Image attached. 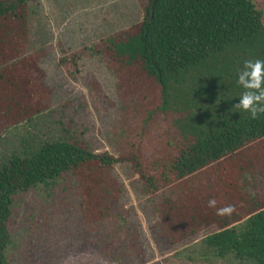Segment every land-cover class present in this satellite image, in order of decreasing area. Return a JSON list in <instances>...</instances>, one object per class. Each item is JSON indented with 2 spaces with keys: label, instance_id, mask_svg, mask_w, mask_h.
Listing matches in <instances>:
<instances>
[{
  "label": "trees",
  "instance_id": "16d2710c",
  "mask_svg": "<svg viewBox=\"0 0 264 264\" xmlns=\"http://www.w3.org/2000/svg\"><path fill=\"white\" fill-rule=\"evenodd\" d=\"M151 2L140 21L91 46L127 88L149 99L141 128L122 135L116 154L95 153L76 138L45 139L11 153L0 164V264H10L15 195L51 187L68 174L85 193L82 203L93 202L108 194L107 172L122 162L141 192L159 200L152 202L162 231L186 239L181 245L193 242L195 258L264 264V198L245 188L249 172H241L237 158L243 149H264V114L251 119L235 107L244 61L264 60V12L254 0H154L150 13ZM28 17L26 0H0V130L44 110ZM161 114L166 120L157 124ZM209 199L216 208L207 206ZM228 205L234 211L217 214ZM97 211L108 216L105 207Z\"/></svg>",
  "mask_w": 264,
  "mask_h": 264
},
{
  "label": "rangeland",
  "instance_id": "374dc122",
  "mask_svg": "<svg viewBox=\"0 0 264 264\" xmlns=\"http://www.w3.org/2000/svg\"><path fill=\"white\" fill-rule=\"evenodd\" d=\"M254 1L264 12V0ZM145 2L26 0L29 50L39 54L35 81L46 88L44 110L0 130V164L11 153L36 147L45 139L76 138L95 153L116 154L122 135L141 128L143 122L138 118L143 116L149 99L138 90L127 88L126 81L118 79L105 67L101 57L92 53L91 46L108 34L140 21ZM160 118L157 124L166 120L163 114ZM250 149L252 153L243 149L237 156L241 172H249L244 176L245 188L253 196L264 198V149L258 146ZM107 175L103 187L108 194L94 198L93 202L82 203L85 193L78 190L68 174L51 187L15 195L8 224L11 244L6 248L7 261L10 264H225L195 258L193 242L181 245L186 239L172 240L166 236L160 218L153 211V202L159 200L149 199L141 192L128 163L114 164ZM99 206L107 208L108 216L99 218ZM202 232L199 231L194 242ZM187 254L195 259H188Z\"/></svg>",
  "mask_w": 264,
  "mask_h": 264
},
{
  "label": "clouds",
  "instance_id": "9594fccd",
  "mask_svg": "<svg viewBox=\"0 0 264 264\" xmlns=\"http://www.w3.org/2000/svg\"><path fill=\"white\" fill-rule=\"evenodd\" d=\"M237 83L244 91L235 107L248 113L251 119H258L264 114V60H245L242 70L238 73ZM216 204L215 199H209L207 202L209 208H216ZM232 211L233 206L228 205L217 209V214H230Z\"/></svg>",
  "mask_w": 264,
  "mask_h": 264
},
{
  "label": "water",
  "instance_id": "95a60500",
  "mask_svg": "<svg viewBox=\"0 0 264 264\" xmlns=\"http://www.w3.org/2000/svg\"><path fill=\"white\" fill-rule=\"evenodd\" d=\"M154 3V0H152L151 4H150V13H151V10H152V5Z\"/></svg>",
  "mask_w": 264,
  "mask_h": 264
}]
</instances>
